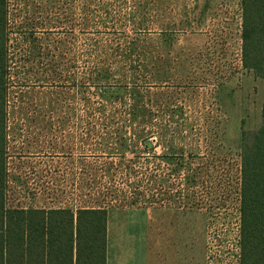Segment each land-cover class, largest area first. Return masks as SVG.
<instances>
[{
	"label": "rangeland",
	"instance_id": "374dc122",
	"mask_svg": "<svg viewBox=\"0 0 264 264\" xmlns=\"http://www.w3.org/2000/svg\"><path fill=\"white\" fill-rule=\"evenodd\" d=\"M29 1L25 11L31 15L35 3ZM45 1L35 0L42 5ZM83 8L93 12L94 18L86 20ZM107 10L110 14L105 17ZM52 18L51 100L52 109L60 112L50 113L45 120H37L42 118L26 110L11 117L12 122L26 124L22 130L16 125L12 129L17 151L42 152L37 159H16L10 166L17 176L16 185L11 184V201L64 206L82 197L81 180L103 176L96 169L98 164L113 160L93 157L100 153L94 135L103 129L104 116L90 114L93 110L84 107L81 87L100 52L101 62L116 76L122 66L146 68L141 74L146 106L159 116L158 124L171 111H182L171 128L172 142L193 154L172 176L183 199L114 208L108 227L118 222H151L144 230L147 241L193 245L190 256L195 264H240V154L262 125L264 101V80L242 64L241 0H52ZM11 20L14 25L20 21L16 14ZM117 51L126 52L130 59L123 60L120 52L114 54ZM154 65L169 70L164 82L152 79ZM25 76L35 81L34 74ZM186 77L190 79L187 83ZM48 91L49 87L37 89L45 103ZM37 94L25 92L20 108L40 107ZM158 124L145 128L157 136ZM166 151L156 146L143 155L141 166L149 178L169 173L159 157ZM187 177H196L198 183L192 189L186 184ZM87 192L83 200L88 199ZM193 194L194 203L184 199ZM151 196L147 191L146 198ZM170 233H175L174 240L168 237ZM129 243L133 240L121 245Z\"/></svg>",
	"mask_w": 264,
	"mask_h": 264
},
{
	"label": "trees",
	"instance_id": "16d2710c",
	"mask_svg": "<svg viewBox=\"0 0 264 264\" xmlns=\"http://www.w3.org/2000/svg\"><path fill=\"white\" fill-rule=\"evenodd\" d=\"M29 2L0 0V264H108L111 210L180 201L184 197L172 176L177 175L193 154H186L182 147L177 148L171 133L177 123L175 116L183 113L171 111L158 124L159 116L146 106L142 91L141 74L146 68L122 66L116 76L105 67V62H101L100 50L96 49L99 52L97 64L81 84L83 102L86 109L93 110L90 114L104 116L103 129L94 135L100 153L93 157L113 160L98 164L96 169L102 177L81 180L78 184L83 198L84 190L88 189L87 200L78 195L58 207L15 205L10 193L17 176L11 173L10 166L15 165L16 159L36 158L42 152L25 151L24 148L17 151L12 129L15 130L16 125L17 130H22L26 124L12 122L11 117L26 110L30 116L42 118L37 120H45L43 118L50 113L60 112L52 109L49 75L52 68V0H46L43 5L32 0L35 8L31 15L30 11H25ZM12 14L20 20L17 25L12 23ZM108 14L107 10L105 17ZM241 14L243 67L264 80V0H241ZM83 16L86 20L94 18L87 8H83ZM120 55L123 60L130 59L126 52H120ZM159 69L154 65L151 77L164 82L163 77L167 73L170 76L169 70L162 66ZM27 73L34 74L35 81L26 78ZM187 77L186 83L190 81ZM46 87H49V97L45 103L37 89ZM13 88L17 92H13L15 102L11 108ZM25 92L38 93L36 103L40 107L20 108ZM43 96L45 98V92ZM46 104L48 107H43ZM154 124L160 125L158 137L155 131L145 128ZM156 146L167 150L159 157L165 160L169 173L160 178H149L141 166L142 157ZM240 159V264H264V101L262 125L252 143L242 147ZM196 182V177L186 178L191 189ZM147 191L151 192V198H146ZM184 199L194 203L195 194Z\"/></svg>",
	"mask_w": 264,
	"mask_h": 264
},
{
	"label": "crops",
	"instance_id": "0c3cea01",
	"mask_svg": "<svg viewBox=\"0 0 264 264\" xmlns=\"http://www.w3.org/2000/svg\"><path fill=\"white\" fill-rule=\"evenodd\" d=\"M151 222L128 221L108 227V264H195V246L186 244H156L148 240ZM122 225V226H120ZM171 225V224H170ZM123 228L125 231H119ZM139 229V232L132 231ZM127 230V231H126ZM174 240L175 233L167 234ZM139 236V237H138ZM133 240V243L121 245ZM154 240V239H153ZM136 241V243H135ZM123 254V255H122Z\"/></svg>",
	"mask_w": 264,
	"mask_h": 264
}]
</instances>
